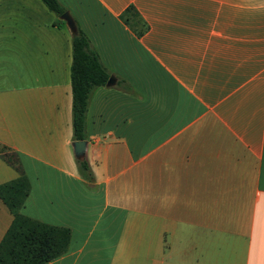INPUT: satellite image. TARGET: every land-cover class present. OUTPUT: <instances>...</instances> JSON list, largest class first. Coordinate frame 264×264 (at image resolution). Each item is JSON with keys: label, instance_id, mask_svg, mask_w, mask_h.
Wrapping results in <instances>:
<instances>
[{"label": "crops", "instance_id": "crops-1", "mask_svg": "<svg viewBox=\"0 0 264 264\" xmlns=\"http://www.w3.org/2000/svg\"><path fill=\"white\" fill-rule=\"evenodd\" d=\"M57 1L115 83L89 95L87 182L70 31L0 0V147L29 182L20 212L69 229L44 264H264V0ZM17 176L0 155V184ZM11 220L0 199V240Z\"/></svg>", "mask_w": 264, "mask_h": 264}, {"label": "trees", "instance_id": "trees-1", "mask_svg": "<svg viewBox=\"0 0 264 264\" xmlns=\"http://www.w3.org/2000/svg\"><path fill=\"white\" fill-rule=\"evenodd\" d=\"M41 1L57 16L65 11L57 0ZM73 22L75 27L70 31L69 66L72 140H84L89 95L95 87L105 85L110 73L102 66L85 33L74 19ZM116 85L126 92H132L131 86L122 79H117ZM3 150L7 149L1 146V157L15 168L18 176L0 184V199L12 215L11 223L0 240V264H44L65 252L69 229L41 222L20 212L29 192V182L16 155L11 152L13 156H9ZM75 161L80 176L92 182L93 174L85 155L75 158Z\"/></svg>", "mask_w": 264, "mask_h": 264}, {"label": "water", "instance_id": "water-1", "mask_svg": "<svg viewBox=\"0 0 264 264\" xmlns=\"http://www.w3.org/2000/svg\"><path fill=\"white\" fill-rule=\"evenodd\" d=\"M58 17L65 23V26L67 27L69 31H72L74 29L75 26H74L73 19L67 10L63 11L60 15H58ZM114 83H115V79L112 75H110L107 78L105 85L111 86V85H114ZM71 147H72L75 158H80L84 156L85 154L86 141L85 140H73L71 142Z\"/></svg>", "mask_w": 264, "mask_h": 264}, {"label": "rangeland", "instance_id": "rangeland-1", "mask_svg": "<svg viewBox=\"0 0 264 264\" xmlns=\"http://www.w3.org/2000/svg\"><path fill=\"white\" fill-rule=\"evenodd\" d=\"M3 151H4V152H6V153H7V155H9V156H10V155H11V156H13V155H12V153H11V152H9V151H7V150H3Z\"/></svg>", "mask_w": 264, "mask_h": 264}]
</instances>
